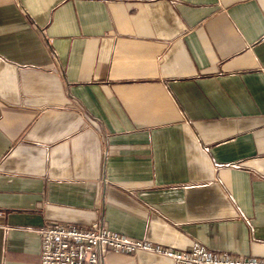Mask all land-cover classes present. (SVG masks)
<instances>
[{
    "label": "crops",
    "instance_id": "obj_1",
    "mask_svg": "<svg viewBox=\"0 0 264 264\" xmlns=\"http://www.w3.org/2000/svg\"><path fill=\"white\" fill-rule=\"evenodd\" d=\"M92 222L264 258V0H0V264Z\"/></svg>",
    "mask_w": 264,
    "mask_h": 264
},
{
    "label": "built area",
    "instance_id": "obj_2",
    "mask_svg": "<svg viewBox=\"0 0 264 264\" xmlns=\"http://www.w3.org/2000/svg\"><path fill=\"white\" fill-rule=\"evenodd\" d=\"M36 232L41 241L37 264H104L109 252L135 254L137 251L166 256L172 264H264V258L213 252L198 241L186 250L163 248L143 239L118 234L98 222L88 226L47 224Z\"/></svg>",
    "mask_w": 264,
    "mask_h": 264
}]
</instances>
